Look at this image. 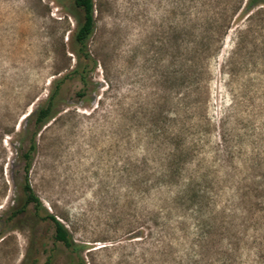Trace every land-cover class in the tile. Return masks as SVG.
<instances>
[{
    "label": "rangeland",
    "instance_id": "obj_1",
    "mask_svg": "<svg viewBox=\"0 0 264 264\" xmlns=\"http://www.w3.org/2000/svg\"><path fill=\"white\" fill-rule=\"evenodd\" d=\"M245 1L93 0L87 96L61 86L28 172L72 250L13 215L27 115L79 64L82 13L0 0V264H264V13Z\"/></svg>",
    "mask_w": 264,
    "mask_h": 264
},
{
    "label": "trees",
    "instance_id": "obj_2",
    "mask_svg": "<svg viewBox=\"0 0 264 264\" xmlns=\"http://www.w3.org/2000/svg\"><path fill=\"white\" fill-rule=\"evenodd\" d=\"M73 6L79 9L82 13V21L77 27V30L73 37V42L77 48V57L79 59V64L62 79L54 82V89L47 98L44 106L30 113L27 116V120L32 119V124L34 126V132L30 134L29 147L22 153V159L24 161V183L22 185L23 201L20 206L15 209L13 216L22 214L28 206H32L37 217L42 221L50 222L54 228V240L61 243L64 247L68 249H75V243L69 230L64 224L59 222L56 217L49 213L41 200L36 196L28 182V172L32 163V155L36 150L35 137L37 131L45 125L47 121L52 118L54 108L56 106V100L59 95L61 86L65 83L67 79L78 80L83 86L82 92L80 93L81 98H86L88 85L90 83L89 75L93 70V60L87 51V43L94 32L95 21H94V4L93 0H73ZM257 9L256 14L260 15L264 13V0H246L243 10L248 13L247 19L252 15L249 14L253 10ZM25 135L29 134V130H26ZM43 214V216H41ZM206 237H202L199 240V249L203 250L207 246Z\"/></svg>",
    "mask_w": 264,
    "mask_h": 264
},
{
    "label": "water",
    "instance_id": "obj_3",
    "mask_svg": "<svg viewBox=\"0 0 264 264\" xmlns=\"http://www.w3.org/2000/svg\"><path fill=\"white\" fill-rule=\"evenodd\" d=\"M29 114H30V113H29ZM29 114H28V115H29ZM28 115H27V116H28ZM58 221H59V220H58Z\"/></svg>",
    "mask_w": 264,
    "mask_h": 264
}]
</instances>
